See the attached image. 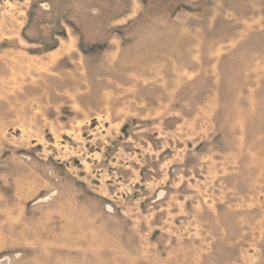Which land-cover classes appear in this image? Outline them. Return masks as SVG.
Returning <instances> with one entry per match:
<instances>
[{"label": "rangeland", "instance_id": "obj_1", "mask_svg": "<svg viewBox=\"0 0 264 264\" xmlns=\"http://www.w3.org/2000/svg\"><path fill=\"white\" fill-rule=\"evenodd\" d=\"M0 264H264V0H0Z\"/></svg>", "mask_w": 264, "mask_h": 264}]
</instances>
